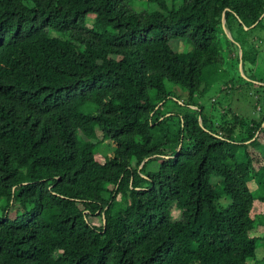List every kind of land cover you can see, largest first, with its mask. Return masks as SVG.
Segmentation results:
<instances>
[{
  "label": "trees",
  "instance_id": "trees-1",
  "mask_svg": "<svg viewBox=\"0 0 264 264\" xmlns=\"http://www.w3.org/2000/svg\"><path fill=\"white\" fill-rule=\"evenodd\" d=\"M170 1L0 0V264H264V112L197 97L264 90V0Z\"/></svg>",
  "mask_w": 264,
  "mask_h": 264
},
{
  "label": "rangeland",
  "instance_id": "rangeland-1",
  "mask_svg": "<svg viewBox=\"0 0 264 264\" xmlns=\"http://www.w3.org/2000/svg\"><path fill=\"white\" fill-rule=\"evenodd\" d=\"M168 2H171L168 0ZM130 4L133 8L136 10H142V9H148V11L156 10L157 7L154 4H148L146 0H130ZM178 5V3H177ZM223 29L226 32L227 38L232 39L230 32L228 31L227 27L224 25ZM231 32L233 35H235L238 31L236 28V25H231ZM221 48L223 56H225L226 48H228V43L226 39L221 35ZM170 45L173 48L174 51L184 52L189 47L188 42L185 39H171ZM236 43V41H235ZM190 48V47H189ZM235 53L238 54L240 62L236 67H234L232 70L227 67L226 65L222 64V68L224 71L228 73H232L231 75L237 77V75H240L243 79H247V75L244 74L242 69V63H241V49L239 47V44L236 43V48L233 49ZM237 55H230L229 58H236ZM229 62V61H228ZM230 70L227 71V70ZM236 84L234 85V88L232 90L229 89L228 85L225 87L222 83H216L209 87L202 88L201 92H204V94L197 93V97L202 99L201 101H206V114L211 116V120L214 121L213 127L216 129V126L219 127L221 114L227 115V109L230 108L232 112L239 114L241 116L246 117L247 119H255L259 120L264 112V107L262 103L264 104V90L259 89L257 87V84H254V86H247L244 82L235 81ZM169 89H172V86L170 84H167ZM248 89V90H247ZM221 90V91H220ZM177 92H181L179 89H176ZM214 105V107H211V105ZM225 120V119H224ZM216 122H219L218 125ZM264 123H262V126ZM102 137V134L100 131L97 132V139H100ZM93 142H96V140H92ZM107 141L100 144L98 146L99 155L104 156L108 154L109 146ZM134 163V162H133ZM149 170H151L150 167H148ZM217 181V179H215ZM262 204V203H261ZM263 209H264V203H263ZM173 214V212H172ZM176 214V212H174ZM261 215H264V210L261 213ZM89 222L92 224H95L97 226L102 224V218L100 216H92L89 219ZM254 235H258L260 237L264 236V225H259L257 228L253 231ZM264 255V250L262 247L257 249V257L259 259H262ZM264 263V260L261 261ZM261 264V263H260Z\"/></svg>",
  "mask_w": 264,
  "mask_h": 264
},
{
  "label": "water",
  "instance_id": "water-1",
  "mask_svg": "<svg viewBox=\"0 0 264 264\" xmlns=\"http://www.w3.org/2000/svg\"><path fill=\"white\" fill-rule=\"evenodd\" d=\"M222 22H224V20H222Z\"/></svg>",
  "mask_w": 264,
  "mask_h": 264
}]
</instances>
